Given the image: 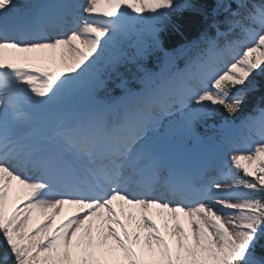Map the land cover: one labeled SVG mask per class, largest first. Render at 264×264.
<instances>
[{"label": "snow or ice", "instance_id": "snow-or-ice-1", "mask_svg": "<svg viewBox=\"0 0 264 264\" xmlns=\"http://www.w3.org/2000/svg\"><path fill=\"white\" fill-rule=\"evenodd\" d=\"M176 8L0 0V264H264V109L244 122L259 139L229 147L224 174L214 146L189 155L173 142L242 107V86L264 72V3L240 4L258 29L229 21L236 39L151 73L141 37L159 46L155 25ZM127 64L138 86L120 77L121 95L101 98Z\"/></svg>", "mask_w": 264, "mask_h": 264}, {"label": "trees", "instance_id": "trees-1", "mask_svg": "<svg viewBox=\"0 0 264 264\" xmlns=\"http://www.w3.org/2000/svg\"><path fill=\"white\" fill-rule=\"evenodd\" d=\"M245 3L248 7L252 5H259L264 3V0H180L177 8L169 12L165 18L162 19L163 26L158 31V38L163 41V45L167 48L176 49L183 46L187 41L197 38L204 30L215 32L219 28L226 35H222L220 41L224 44L237 38L239 28H234L228 22L232 20H241L246 26L258 28L259 26L249 20H245L246 13L240 8V4ZM239 12L240 15L233 16V13ZM146 34V33H145ZM148 34V33H147ZM146 34V36H147ZM149 51L147 56L143 59V66H152L156 60H160V50L152 41L145 37ZM195 55H190L192 59ZM180 64L183 60H180ZM108 75V76H107ZM107 87L100 91L101 98L110 96H120L121 91L116 87L119 83L120 77H128L132 80L130 87L137 85V80L133 77L137 75L136 68L132 64L122 65L118 72L109 71L107 73ZM139 75V74H138ZM242 91L246 93L242 103V107L235 114H229L220 107L212 116L203 123H209L211 120H218L222 117H236L242 116L250 112L255 106H264V72H257L252 78L251 82H246L242 86ZM200 126V124H199ZM2 251V249H0ZM255 255L257 258H264V235H260L255 244Z\"/></svg>", "mask_w": 264, "mask_h": 264}, {"label": "rangeland", "instance_id": "rangeland-1", "mask_svg": "<svg viewBox=\"0 0 264 264\" xmlns=\"http://www.w3.org/2000/svg\"><path fill=\"white\" fill-rule=\"evenodd\" d=\"M104 79H106V78L104 77ZM71 111L72 110H70L68 112H71ZM216 123H217L216 124L217 127H221V128L224 129V128H228L232 124V120H229V119H226V118H221ZM167 124H168V120L166 119V120L163 121V125L162 126H157L156 134L158 136H160V137H167V136H170L171 135L170 132H169V129L167 128ZM196 126H195V135H187V134H184V135H181L180 138L177 137V136L176 137H173V142L176 144V146L178 147V149L180 151L184 152V153L189 154V155H195V152L194 151H196V149L205 148L206 143H204V140H207V141L210 142L212 139L214 140V139L220 138V132L217 129H209V128H205V127L203 128L204 129L203 130V134L204 135L203 136H197L196 137V134H197V132H196ZM243 128L246 129L244 132L242 131ZM252 131H254V129H250V128L245 127L244 126V123L243 124H239V125H237L235 127V130H234L235 134H234V136L236 138H238L237 137V134H240V136L243 138L242 139V142L240 141V143L238 144L237 142L234 143L233 141H230V139H229V142L223 141V143H221L222 147L219 148L218 150H220V152L224 153V155H225L224 156L225 158H223V160L221 161L222 163L224 162V165L225 166L219 167L222 170V174H224V172L225 173L227 172V169H228V166H229V157L231 155L230 154L231 152L228 150L229 147H231V146H237V145H239V147H246V146H248L245 142H247L249 140V136L251 135ZM254 135L257 136L256 133ZM199 140H201L202 143L201 142H198ZM194 141H195V144H194ZM202 145H204V146H202ZM220 158H221V155L218 156V160L219 161L221 160ZM214 160H215V157H214ZM220 165H222V164L220 163ZM68 211L69 210L66 208L64 214H67ZM155 218L157 219V223L160 224L161 227L163 228V221H162V219L159 216H157ZM57 219L59 220L60 217H58ZM183 220H185V218L182 217V221Z\"/></svg>", "mask_w": 264, "mask_h": 264}]
</instances>
